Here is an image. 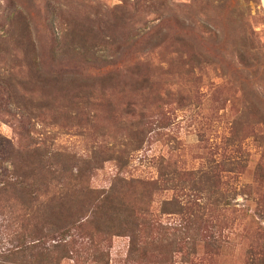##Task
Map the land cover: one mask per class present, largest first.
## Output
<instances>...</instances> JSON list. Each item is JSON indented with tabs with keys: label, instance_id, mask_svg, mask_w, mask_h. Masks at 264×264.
<instances>
[{
	"label": "rangeland",
	"instance_id": "1",
	"mask_svg": "<svg viewBox=\"0 0 264 264\" xmlns=\"http://www.w3.org/2000/svg\"><path fill=\"white\" fill-rule=\"evenodd\" d=\"M158 30L152 39L145 35ZM105 64L114 76L111 81L98 80L107 70L96 68ZM136 64L141 74L149 72L150 84L164 100L149 109L146 120L162 112L166 126L159 134L148 132L143 147L131 153L128 168L134 177L156 180L159 162L170 165L167 180L152 196V210L158 213L163 200L181 194L191 178L184 174L219 173L220 194L211 197L229 203L219 206L208 222L229 243L223 255L209 260L262 262L264 0H0V79L16 74L18 91L35 97L38 76L62 75L58 83L49 82L47 89L55 92L49 99L71 108L64 111L71 118L62 113L57 126L38 130H51L56 144L72 153L122 149L128 132L124 125L133 118L120 109L130 97L142 103L130 91L139 87ZM176 93L184 97L179 103ZM74 95L78 97L70 101ZM15 119L26 122L25 116L0 113V134L13 137ZM113 171V164L106 163L95 171L92 185L103 186ZM194 175L200 178V173ZM3 217L0 248L8 245ZM174 219L160 215L165 224ZM128 245L126 236L110 240V264H132ZM196 251L199 257L208 255L201 245ZM172 264H181L179 255Z\"/></svg>",
	"mask_w": 264,
	"mask_h": 264
},
{
	"label": "trees",
	"instance_id": "2",
	"mask_svg": "<svg viewBox=\"0 0 264 264\" xmlns=\"http://www.w3.org/2000/svg\"><path fill=\"white\" fill-rule=\"evenodd\" d=\"M159 32L145 35L152 39ZM96 69L108 67L105 64ZM135 69L139 87L130 91L142 103L135 97L123 103L120 112L133 120L124 125L128 132L122 149L111 153H72L56 144L51 130H38L57 126L60 115L71 118L64 113L71 108L49 99L51 92L55 95L52 88L47 89L49 82L58 83L62 75L52 72L44 78L38 76L39 94L35 97L18 91L21 81L16 74L0 79V98L4 97L0 113L26 117V122H12L13 137L0 134V215L4 216L3 231L8 242L0 248V264H61L64 260L110 264L107 247L115 236L128 237L127 259L132 264H172L177 255L181 264H212L211 257L225 253L228 236L212 231L213 223L208 222L219 206L229 203L212 200L213 193L220 194L219 173L196 170L184 174L191 178L181 194L163 200L157 213L152 210V196L167 180L164 176L170 165L159 162L160 177L156 180L134 177L128 171L131 153L143 147L148 132L159 134L166 126L162 124V112L146 120L150 118L149 109L154 105L156 109L164 100L150 84L149 72L141 74L138 64ZM102 75L98 80L114 78L109 70ZM165 95L169 97L170 93ZM176 95L177 102H181L184 97ZM77 97L74 95L70 101ZM108 106L114 110L111 103ZM148 125L153 126L151 131L146 129ZM106 163L113 164L111 176L101 187L92 185L95 171H102ZM194 173H200V178ZM164 214L175 217L173 223H162L160 215ZM199 245L208 250L207 257H199ZM256 264H264V260Z\"/></svg>",
	"mask_w": 264,
	"mask_h": 264
}]
</instances>
